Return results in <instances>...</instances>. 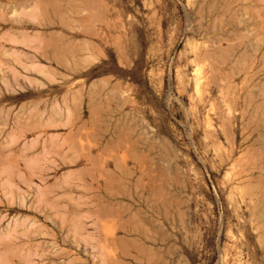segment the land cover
Returning a JSON list of instances; mask_svg holds the SVG:
<instances>
[{
	"label": "rangeland",
	"instance_id": "374dc122",
	"mask_svg": "<svg viewBox=\"0 0 264 264\" xmlns=\"http://www.w3.org/2000/svg\"><path fill=\"white\" fill-rule=\"evenodd\" d=\"M205 1L0 0V264H264V69L231 65ZM100 75L165 148L181 217L115 233L69 192L99 141L70 119L75 87Z\"/></svg>",
	"mask_w": 264,
	"mask_h": 264
},
{
	"label": "crops",
	"instance_id": "0c3cea01",
	"mask_svg": "<svg viewBox=\"0 0 264 264\" xmlns=\"http://www.w3.org/2000/svg\"><path fill=\"white\" fill-rule=\"evenodd\" d=\"M203 9L205 31L230 45L235 58L231 65L259 57L260 70L264 69V0H207ZM259 88L264 89V80ZM123 89V83L109 75L77 85L74 95L81 108L70 117L83 122L85 136L99 141L96 149H85L83 166L70 172L75 181L69 184V192L78 193L76 198L83 201L92 224L101 229L108 226L115 233L121 230L115 228L120 221L131 225L132 218H179L188 210L182 184L173 180L165 148L136 135L130 119L133 113L124 111Z\"/></svg>",
	"mask_w": 264,
	"mask_h": 264
},
{
	"label": "bare ground",
	"instance_id": "6f19581e",
	"mask_svg": "<svg viewBox=\"0 0 264 264\" xmlns=\"http://www.w3.org/2000/svg\"><path fill=\"white\" fill-rule=\"evenodd\" d=\"M78 2H79V1H78ZM38 3H39V2H38ZM50 3H52V2H50ZM76 3H77V2H76ZM76 3H75V4H76ZM84 3H85V2H84ZM46 4H47V3H46ZM53 4H55L54 7H53L54 9H55V7H59V6H60V5H59V6H56V5H58L56 2L53 3ZM77 4H78V3H77ZM61 7H62V6H61ZM53 8H52V9H53ZM56 10H60V7H59V8H56L55 11H56ZM55 42H56V41H55ZM75 46H76V45H75ZM77 48H78V47H77ZM81 48H82V47H81ZM55 51H56V49H55ZM52 52H53V51H52ZM60 52H61V51H60ZM57 53H58V52H57ZM44 54H45V53H44ZM58 55H59V54H58ZM60 55H61V54H60ZM46 59H47V58H46Z\"/></svg>",
	"mask_w": 264,
	"mask_h": 264
}]
</instances>
